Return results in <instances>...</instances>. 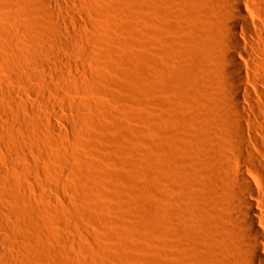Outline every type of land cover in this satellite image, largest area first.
<instances>
[{
  "label": "rangeland",
  "instance_id": "rangeland-1",
  "mask_svg": "<svg viewBox=\"0 0 264 264\" xmlns=\"http://www.w3.org/2000/svg\"><path fill=\"white\" fill-rule=\"evenodd\" d=\"M42 1L6 6L2 56L10 58L0 89L12 103L0 91V118L13 127L2 141L22 147L21 164L35 163L44 260L241 264L227 236L235 223L225 206L231 173L244 170L263 197L264 173L235 139L239 115L215 75L211 35L197 29L216 8L199 0H66L70 10L55 13ZM263 69H249L246 83L254 99L261 95L252 134L261 151Z\"/></svg>",
  "mask_w": 264,
  "mask_h": 264
},
{
  "label": "bare ground",
  "instance_id": "bare-ground-1",
  "mask_svg": "<svg viewBox=\"0 0 264 264\" xmlns=\"http://www.w3.org/2000/svg\"><path fill=\"white\" fill-rule=\"evenodd\" d=\"M44 1H46V6H50L51 10L54 12L56 9H53L56 7L64 8L68 6L67 8H69L66 0H43L42 2ZM199 3L204 7L211 3V6L216 8L215 12L211 11V20L200 19V22L198 21L199 23H197V29L205 36L211 35V59L215 63H217L215 64L217 66L215 68V75L220 80L219 82L222 85L221 87H223L224 89L223 91L230 95L228 105L231 107L234 113L239 115L237 124L235 126V139L246 152L248 156L247 158L252 161L253 165H258L261 170H263L262 173H264V150H259V148L261 147L258 146L257 139H253L252 135L255 130L253 125V118H260L261 115V112L259 110L260 108L255 104L256 101L261 100V95L255 92L254 99L253 93H251V91L246 87V83L253 80V78H250L249 74H247V71L249 69L255 71L264 68V63L260 61V59L262 61L264 59V0H199ZM8 4L11 5L9 3V0H0V70L4 65V63H2L3 60H6L7 62V57L10 58V56L6 55L7 57L6 59H4L5 57L3 58L2 56L3 52L5 51H3V39H7V35L4 38L3 34H5V18L8 14L7 13L5 15V10L9 6ZM29 7L30 6L27 5L28 9ZM23 9L25 8L23 7ZM24 11L25 10H23V12ZM20 15H22V13H19V16ZM59 22L58 24H60ZM8 23H6V26H8ZM8 29L9 28L7 27L6 31ZM13 35L15 36V34ZM202 37L203 36H201L197 41V46L200 49L205 48V43L201 40ZM11 44L12 43H10V45ZM35 47H33V49H35ZM40 47H42L43 50H47L44 49V46ZM47 47H49L50 49L49 45ZM52 51L54 50H50V55ZM11 52L12 50L10 51V53ZM46 52L48 53L49 50H47ZM7 53L8 52H6V54ZM13 54H15L14 51ZM39 54L42 53H38V55ZM39 58L42 57H40L39 55ZM12 59L9 60L11 61ZM41 60H37L36 62L39 63ZM38 63L35 64L38 65ZM5 65L3 68H5ZM24 67L25 69L27 68L25 65ZM3 68L2 70H4ZM28 72H30V70ZM3 82L4 81L0 79V85H6V82L4 84ZM3 89L4 88H2V90L0 89V91H4ZM6 92L4 93V102L10 105L9 102L12 103V101H10L11 96L9 95L11 92ZM241 96L243 97V99H241ZM1 101L0 106L2 105ZM244 104H249L250 106L246 107V105ZM8 105L5 109H8L7 112H11L12 109H9L10 106ZM16 112L17 111H15V113ZM11 113L13 116V112ZM8 118H10V116ZM3 120L8 121V119L0 118V264H48V262H46L42 257V254L45 255L47 251L45 250L46 247L44 246L45 239L43 240L42 237L37 238V235H35V224L37 223V220H40L36 219L33 215L35 209H37L36 206H38V201L35 198L36 195H34L36 182L34 180L35 176L33 173V164L35 163L32 164L30 162H27L26 164H21L20 156L22 154L24 155V152L21 150L22 147L20 146L19 148L21 149L19 150V148L15 144L12 143L8 145L2 141V139L4 140L6 139V137L9 138V133L13 132V127L11 128V126L5 124L6 122ZM247 124L250 127L247 126ZM231 125L233 124H230V126ZM33 128L36 131V128ZM230 128H228L227 130L231 131ZM11 135H15V133H11ZM13 139L15 141V136ZM21 140L22 139L18 140V142ZM21 143H18V145ZM28 151L30 150H27V152ZM257 153L261 155L260 158L259 156H257ZM27 154L26 157L28 156ZM229 156H232V154L229 153ZM233 172L231 173V181H229L234 185V187L233 189L231 188V190L228 189V194H226L227 196L229 195V199L231 200L232 204L228 203V205L225 206L227 208L226 210L230 211V215L234 217L235 223L227 233L228 240L233 242V244L236 246V249L241 252L243 256L240 259L241 264H264V197L256 191L252 183L249 181L244 170L237 169V171ZM228 177H230V175H228ZM39 198L42 199V197ZM14 202H16V204L20 203V205H15ZM259 216L263 218L260 219ZM44 218L43 220H45ZM42 225L45 224L43 223ZM42 242L44 243L42 244ZM60 261L61 260H59V262L57 261V263L62 264V262Z\"/></svg>",
  "mask_w": 264,
  "mask_h": 264
}]
</instances>
